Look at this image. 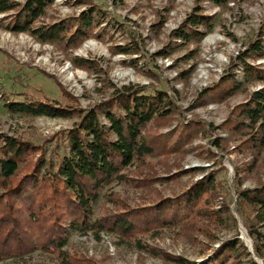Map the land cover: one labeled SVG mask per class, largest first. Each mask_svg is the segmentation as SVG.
Returning <instances> with one entry per match:
<instances>
[{
  "label": "rangeland",
  "instance_id": "rangeland-1",
  "mask_svg": "<svg viewBox=\"0 0 264 264\" xmlns=\"http://www.w3.org/2000/svg\"><path fill=\"white\" fill-rule=\"evenodd\" d=\"M93 1L108 15L95 28L100 36L92 35L76 48L63 49L60 44L40 41L29 31H14L8 26L9 17L5 16L8 12L0 13V133L45 143L58 131L73 126L77 120L75 114L31 116L10 111L4 105L5 95L17 97L16 91L26 89L27 84L35 91H45L52 100L63 101L67 96L46 72L54 73L84 107L107 98L123 85H144L146 91L165 89L173 97L177 111L171 114V125L156 130L167 131L181 119L184 122L202 120L205 126L193 141L194 147L170 152L167 156L153 155L145 163H135L128 173L130 179L108 184L100 200L109 210L120 209V203L125 201L130 206H145L159 199L156 193L182 192L214 171L218 181L230 191L228 199L234 214L225 225L211 222L210 228L204 230L198 228L195 222L198 218L172 226L151 227L154 229L147 228L150 225L142 226L128 236L109 229L99 233L74 230L64 248L74 257L75 264H180L154 250L204 264L216 257V249L232 238L238 227L240 236L246 233V238H242L253 249L252 239L236 210V169L245 168L243 187L254 186L264 179V146L249 148L245 143L246 134L227 130L222 123L234 106L264 85V56H257V52L247 56L248 62L262 70V74L252 76L246 74L244 62L238 57L260 33L264 35V0ZM86 6L77 0H53L47 13L36 23L78 15ZM196 6L215 15L211 26H201L206 34L200 40L190 41L173 37L174 28ZM118 45L135 50L122 52L117 49ZM77 55L94 59L99 67L77 66L73 62ZM68 67L73 77L65 70ZM224 76L237 79L238 86L233 92L224 99L216 98V94L199 97ZM217 137L222 140V146L213 144L212 139ZM48 145L50 148L52 142ZM254 161L255 166L249 169ZM106 194H110L109 200ZM118 196L122 199L117 200ZM220 200L217 196V206ZM134 237L140 238L151 250L139 245ZM255 257L263 264L262 258ZM62 263L55 250L40 248L0 260V264Z\"/></svg>",
  "mask_w": 264,
  "mask_h": 264
},
{
  "label": "trees",
  "instance_id": "trees-1",
  "mask_svg": "<svg viewBox=\"0 0 264 264\" xmlns=\"http://www.w3.org/2000/svg\"><path fill=\"white\" fill-rule=\"evenodd\" d=\"M52 2L0 0V13L8 12L5 16L9 17L10 29L29 31L40 41L60 44L63 49L76 48L92 35L100 36L95 28L102 24L108 12L93 0H77L87 4L78 15L37 24ZM214 19L215 15L196 6L183 23L174 28L172 35L181 41L200 40L206 34L201 26H211ZM116 47L122 52L135 50L121 45ZM165 50H161L162 53ZM253 52L264 56L263 33L238 56L248 76L262 74L261 69L247 61V56ZM73 62L87 68L99 67L94 59L83 55L75 56ZM46 74L54 78L62 94L67 96L63 101L52 100L45 91H35L27 84L26 89L16 91L17 97L5 95L4 105L10 111L31 116L75 114L77 120L45 143L0 133V260L40 248L55 250L62 264H75L74 257L64 248L74 230L99 233L109 229L128 236L142 226L150 225L147 228L154 229L151 227L172 226L191 218H198L195 222L204 230L210 228L211 222L225 225L234 214L228 199L230 191L218 181L214 171L182 192L156 193L159 199L152 204L130 206L125 201L120 203V209H106L100 199L108 184L130 179L131 167L138 162L145 163L153 155L167 156L170 152L194 147L193 141L205 124L202 120L184 122L181 119L167 131L156 130L171 125V114L177 111L173 97L165 89L146 91L144 85H123L107 98L84 107L54 73ZM237 86L235 77L224 76L199 97L216 94V98L224 99ZM179 118L175 117L174 121ZM222 126L246 134L245 143L249 148L263 147L264 85L234 106ZM212 141L215 146H222L220 138ZM50 142L52 145L48 148ZM207 151L214 154L210 148ZM255 163L249 165V169H253ZM244 169H236L235 205L252 239L253 249L240 236L237 227L234 236L216 249V257L206 264H260L255 255L262 258L264 264V179L254 186L243 187ZM110 194H106L108 200ZM217 196L221 199L219 206L215 202ZM134 238L139 245L151 250L140 238ZM154 252L180 264H197L166 251Z\"/></svg>",
  "mask_w": 264,
  "mask_h": 264
},
{
  "label": "bare ground",
  "instance_id": "bare-ground-1",
  "mask_svg": "<svg viewBox=\"0 0 264 264\" xmlns=\"http://www.w3.org/2000/svg\"><path fill=\"white\" fill-rule=\"evenodd\" d=\"M88 46H86V48H87ZM71 67V66H70ZM70 67H68V68H66L65 70H68L69 71V77H73V74H71V72H70ZM70 68V69H69ZM81 75V74H80ZM246 234V233H245Z\"/></svg>",
  "mask_w": 264,
  "mask_h": 264
},
{
  "label": "water",
  "instance_id": "water-1",
  "mask_svg": "<svg viewBox=\"0 0 264 264\" xmlns=\"http://www.w3.org/2000/svg\"><path fill=\"white\" fill-rule=\"evenodd\" d=\"M242 237L246 238V237H245V234H243V236H242ZM246 240H247V239H246ZM247 242L249 243V241H248V240H247ZM251 249H252V248H251Z\"/></svg>",
  "mask_w": 264,
  "mask_h": 264
}]
</instances>
